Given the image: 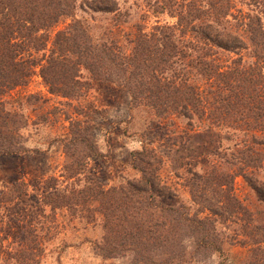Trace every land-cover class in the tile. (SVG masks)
<instances>
[{"label": "trees", "instance_id": "1", "mask_svg": "<svg viewBox=\"0 0 264 264\" xmlns=\"http://www.w3.org/2000/svg\"><path fill=\"white\" fill-rule=\"evenodd\" d=\"M149 3L154 14L167 13L175 22L157 24L149 32L138 27L125 50L116 41L94 38L76 17L78 8L115 12L114 0H0V95L26 86L36 74L50 94L70 100L81 97L90 81L110 82L126 87L132 106L148 107L160 119L174 115L189 124L196 119L264 134V0ZM61 22L67 23L55 30ZM219 51L233 57L223 62ZM80 125L70 118L68 132L55 138L67 157L65 178H73L77 187L45 194L41 210L84 212L93 222L98 218L103 234L93 241V250L103 260L187 264L222 254L210 215L234 213L228 209L232 199L225 197L229 200L219 205L213 198L232 184V176L193 174L192 198L199 209L167 206L160 199L173 196L175 190L160 178L159 160L144 147L132 159L140 177L106 188L87 173L86 159L98 151L88 127ZM21 127L0 124V155L33 151L18 141ZM252 138L256 146H264V138ZM245 147V166L264 168L253 147ZM236 175L264 201V180L239 167ZM25 187L17 181L1 192L0 211L5 202L24 194ZM202 211L209 215L199 217ZM3 223L0 212V233ZM28 231L25 245L18 243L12 252L2 245L0 234V259L33 264L43 237L34 234L31 224ZM261 243L258 257L244 264H264V235L257 241Z\"/></svg>", "mask_w": 264, "mask_h": 264}, {"label": "rangeland", "instance_id": "2", "mask_svg": "<svg viewBox=\"0 0 264 264\" xmlns=\"http://www.w3.org/2000/svg\"><path fill=\"white\" fill-rule=\"evenodd\" d=\"M114 1L118 7L115 12L78 8L76 17L86 24L94 38L116 41L125 50L130 48L138 27L149 32L157 24L175 22L167 13L154 14L149 0ZM67 22L59 23L55 30L63 28ZM218 57L229 62L233 56L219 51ZM82 75L84 79L88 77L86 72ZM83 92L81 97L71 100L50 94L36 74L26 86L0 95V115H3L0 124L23 125L17 133L18 141L33 150L0 155V193L6 192L14 182L26 184V192L5 202L0 211L4 221L1 243L6 249L12 252L18 243L25 245L31 224L36 229L34 234L40 233L43 237L42 249H36L33 264L122 263L120 259L103 260L94 253L93 241L103 234L98 218L93 222L84 212L41 210L45 194L77 187L73 178H65L67 157L55 139L68 132L72 118L88 127L98 151V155L87 157V173L106 188H119L140 177L132 166V159L133 154L144 147L159 160L157 173L160 178L175 190L173 196L160 199L167 206L184 205L192 212L199 209L197 200L192 198L193 174L215 172L213 174L232 176V184L223 186L224 190L213 198H217L219 205L232 199L228 209L234 213L226 210L210 215L215 221L222 254L208 255L187 264H219L222 261L244 264L258 257L259 246L263 243L257 244V241L264 235V201L236 173L239 167L254 178L264 180V168L244 164L245 146L253 147V155L262 157L260 166L264 163V146H256L252 138L253 135L264 138V134L196 119L189 124L185 118L174 115L160 119L148 107L132 106L126 87L116 83L90 81ZM207 215V211L199 212V217ZM0 264L13 262L1 258Z\"/></svg>", "mask_w": 264, "mask_h": 264}]
</instances>
